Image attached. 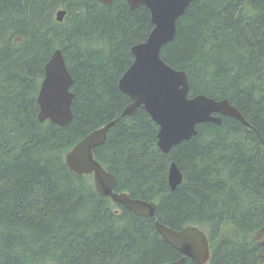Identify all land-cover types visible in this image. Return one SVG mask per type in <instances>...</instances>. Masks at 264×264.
I'll use <instances>...</instances> for the list:
<instances>
[{"label": "trees", "instance_id": "obj_1", "mask_svg": "<svg viewBox=\"0 0 264 264\" xmlns=\"http://www.w3.org/2000/svg\"><path fill=\"white\" fill-rule=\"evenodd\" d=\"M152 28L147 7L125 0H0V264L179 259L155 220L201 228L205 264H264V0H193L177 19L161 58L186 72L190 96L226 98L248 124L200 123L167 153L144 108L120 117L130 99L118 80ZM57 48L73 78L72 118L62 127L40 121L36 102ZM114 119L94 157L115 176V191L155 202V217L99 195L91 174L66 165L75 143ZM171 162L182 174L173 190Z\"/></svg>", "mask_w": 264, "mask_h": 264}, {"label": "water", "instance_id": "obj_2", "mask_svg": "<svg viewBox=\"0 0 264 264\" xmlns=\"http://www.w3.org/2000/svg\"><path fill=\"white\" fill-rule=\"evenodd\" d=\"M97 1L108 5L113 0ZM125 1L131 9L145 5L150 11L153 28L144 41L131 47L133 61L118 80L120 91L130 98L120 117L133 115L138 107L144 108L158 126L157 146L163 153L195 135L197 124H220L223 116H230L247 125L228 99H215L204 94L190 96L186 72L171 67L160 56L162 46L175 35L177 19L193 0ZM63 15L64 11L58 10L57 20H62ZM72 84L73 78L62 51L57 48L44 65V76L36 97L40 121L49 120L62 127L71 120ZM116 121L111 120L92 130L75 143L65 154L66 165L78 175L91 174L99 195L110 197L137 216L155 217V202L115 191V176L94 157L93 149L105 141L108 130ZM167 179L171 190L182 181V174L174 162L169 164ZM154 227L181 254L179 259L162 264H185L186 258L195 264H205L209 260V241L202 229L188 225L175 230L157 220Z\"/></svg>", "mask_w": 264, "mask_h": 264}, {"label": "flooded vegetation", "instance_id": "obj_3", "mask_svg": "<svg viewBox=\"0 0 264 264\" xmlns=\"http://www.w3.org/2000/svg\"><path fill=\"white\" fill-rule=\"evenodd\" d=\"M96 1H97V0H96ZM99 3H100V2H99ZM126 3H127V2H126ZM101 4H102V3H101ZM104 5H105V4H104ZM127 5H128V4H127ZM139 6H140V5H139ZM144 6H145V5H144ZM128 7H129V6H128ZM137 7H138V6H137ZM145 7H146V6H145ZM129 8H130V7H129ZM130 9H131V8H130ZM147 9H148V8H147ZM58 10H63V11H64V15H63V18H64V16H65V12H66V11H65L64 9H62V8H60V9H58ZM58 10H57V11H58ZM148 10H149V9H148ZM57 11H56V14H55V18H56V20H57ZM149 12H150V11H149ZM150 16H151V14H150ZM63 18H62V20H63ZM62 20H57V21H62ZM152 24H153V23H152ZM150 32H151V31H150ZM146 38H147V37H146ZM141 42H142V41H141ZM138 43H139V42H138ZM136 44H137V43H136ZM134 45H135V44H134ZM132 46H133V45H132ZM132 46H131V47H132ZM130 51H131V48H130ZM131 54H132V53H131ZM132 56H133V55H132ZM132 61H133V60H132ZM131 63H132V62H131ZM66 66H67V65H66ZM127 68H128V67H127ZM67 69H68V68H67ZM122 74H123V73H122ZM120 77H121V76H120ZM119 79H120V78H119ZM129 99H130V98H129ZM129 103H130V102H129ZM129 103H128V104H129ZM128 104H127V105H128ZM127 105H126V106H127ZM126 106H125V107H126ZM125 107H124V108H125ZM121 113H122V112H121ZM120 115H121V114H120ZM131 116H132V115H131ZM197 125H198V124H197ZM197 125H196V126H197ZM198 228H199V227H198ZM200 229H201V228H200Z\"/></svg>", "mask_w": 264, "mask_h": 264}, {"label": "bare ground", "instance_id": "obj_4", "mask_svg": "<svg viewBox=\"0 0 264 264\" xmlns=\"http://www.w3.org/2000/svg\"><path fill=\"white\" fill-rule=\"evenodd\" d=\"M124 207V206H123ZM133 213V212H132ZM165 241V240H164ZM166 242V241H165Z\"/></svg>", "mask_w": 264, "mask_h": 264}]
</instances>
